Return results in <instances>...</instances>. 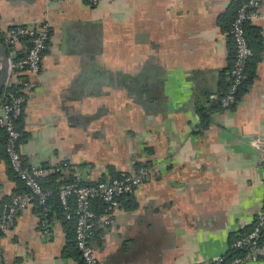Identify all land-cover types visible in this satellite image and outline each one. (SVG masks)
Segmentation results:
<instances>
[{"label":"crops","instance_id":"0c3cea01","mask_svg":"<svg viewBox=\"0 0 264 264\" xmlns=\"http://www.w3.org/2000/svg\"><path fill=\"white\" fill-rule=\"evenodd\" d=\"M234 1L0 0L4 43L12 26H51L16 123L21 156L44 170L42 183L151 169L113 223L94 231L98 264H206L264 209V153L248 143L264 134V0L246 25L257 51L252 81L231 108L218 104L233 59ZM26 47L20 40L15 57ZM24 76L9 71L0 104ZM3 147L0 129V210L24 189ZM48 221L45 235L35 203L19 211L0 238L3 264H82L69 248L71 226L56 212Z\"/></svg>","mask_w":264,"mask_h":264},{"label":"built area","instance_id":"2783aa9c","mask_svg":"<svg viewBox=\"0 0 264 264\" xmlns=\"http://www.w3.org/2000/svg\"><path fill=\"white\" fill-rule=\"evenodd\" d=\"M95 5L98 0H85ZM262 0H241L239 7L228 28L234 44V55L229 71V83L226 91L219 97L222 109L230 108L236 99V94L246 78L245 64L252 55L246 36V25L260 16L259 8ZM51 33L48 21H43L38 27L15 25L9 28L6 43L10 48L9 71L23 73L20 87L17 91L5 94L0 104V127L6 133L5 154L11 171L21 181L24 189L11 195L0 210V238L5 229L12 224L15 215L30 204L39 208V222L42 233L50 232L47 217L46 202L52 195L51 189L44 188L39 177L42 168L28 165L19 151L21 132L15 127V120L22 114L24 104L34 89L30 75H36L41 68L43 53ZM20 40L27 41L24 55L15 59V46ZM248 143L264 153V134H258L248 140ZM59 170V168H56ZM151 177V169L140 166L134 173L121 177L101 179L93 183H81L70 180L59 184L57 196L66 219L74 217V238L82 264H98L92 247V236L99 226H110L113 223V213L123 196L131 194L139 185ZM100 209H96V205ZM230 249L240 250L242 254L233 256L226 261L223 256H216L206 264H248L264 259V209L255 217L253 228L239 235L230 244ZM0 264L2 256L0 253Z\"/></svg>","mask_w":264,"mask_h":264},{"label":"trees","instance_id":"16d2710c","mask_svg":"<svg viewBox=\"0 0 264 264\" xmlns=\"http://www.w3.org/2000/svg\"><path fill=\"white\" fill-rule=\"evenodd\" d=\"M240 3H241V0H235L234 1V3H233V5H232V11H233V17H234V15H235V13H236V10H237V8L239 7V5H240ZM233 19V18H232ZM248 43H249V41H248ZM0 44H2L6 49L8 48V46L6 45V43H4V40H3V38L1 37V34H0ZM249 46H250V44H249ZM250 48H251V46H250ZM9 49V48H8ZM252 49V48H251ZM254 52L255 53H257V51H253V49H252V55L249 57V59L247 60V62H246V64H245V73H246V78H245V80L243 81V83L241 84V86L239 87V89H238V91H237V94H236V99H235V102H234V104L236 103V101L240 98V96L246 91V89H247V87L249 86V84H250V82L252 81V76H253V72H251L250 71V69L251 68H253V66L255 65V62H256V60H257V57H255L254 58V56H255V54H254ZM233 55H234V52H233ZM22 57V55H17L16 57H15V59H19V58H21ZM252 58V59H251ZM253 58H254V61H253V63H252V60H253ZM233 60V59H232ZM20 87V84L19 85H10V86H8V87H6L5 89H6V91L7 90H9L8 92H10V91H17L18 90V88ZM7 92V93H8ZM233 104V105H234ZM232 105V106H233ZM231 106V107H232ZM230 107V108H231ZM20 117H21V115H20ZM20 117H18L17 118V120H15V127H16V129H18L19 130V128L17 127V125H16V123H17V121L20 119ZM0 129L2 130V132H3V134H4V146H5V141H6V133H5V131H4V129L2 128V127H0ZM20 132H21V130H19ZM21 134H22V132H21ZM21 139H22V136H21V138H20V140L19 141H21ZM3 154H4V156L6 157V154H5V150H4V147H3ZM6 159H7V157H6ZM141 165L139 164V166H137V167H140ZM11 170V169H10ZM13 173V172H12ZM14 174V173H13ZM127 174H130V173H127ZM122 175H125V174H122ZM121 174H119V173H114L113 175H111V177L110 178H113V177H121L122 176ZM103 179H107V178H105V177H103ZM75 180H77V179H75ZM39 181H40V183H41V185L44 187V188H46V189H51L52 190V195L48 198V200H47V202H46V206H47V208H48V211H47V217L49 218V217H51V215H52V213L53 212H56L57 214H59L61 217H62V219H64V221H66V223H68L69 224V226H71V230L73 231V238L71 239V237H70V242L68 243L69 244V248L70 249H72L73 250V252H75V254H77V256L79 257V253H78V251H77V248H76V244H75V240H74V224H75V220H74V217H72L71 219H66L65 218V216H64V211H63V209H62V206L60 205V202H59V199H58V196H57V192H56V189L58 188V186H59V184H61V183H63V182H60V183H58V184H55V185H49V186H45V184L44 183H42V181L39 179ZM70 181V180H69ZM65 182H68V181H65ZM81 183H84V184H86L85 182H82V181H80ZM89 183H93V182H89ZM24 188V187H23ZM96 205V209L97 210H99L100 209V205L99 204H95ZM37 208H38V206H37ZM38 210H39V208H38ZM253 228V227H252ZM251 228V229H252ZM250 229V230H251ZM250 230H248V231H250ZM248 231H246V232H248ZM245 233V232H244ZM243 234V233H242ZM236 239V238H235ZM234 239V240H235ZM240 254H242V251H240V250H232V249H229V251L227 252V254L225 255V256H223L224 257V259L226 260V261H228V260H230L233 256H235V255H240ZM80 258V257H79ZM82 262V261H81ZM211 264V263H210ZM212 264H214V263H212Z\"/></svg>","mask_w":264,"mask_h":264},{"label":"water","instance_id":"95a60500","mask_svg":"<svg viewBox=\"0 0 264 264\" xmlns=\"http://www.w3.org/2000/svg\"><path fill=\"white\" fill-rule=\"evenodd\" d=\"M9 76V56L6 48L0 44V96Z\"/></svg>","mask_w":264,"mask_h":264}]
</instances>
